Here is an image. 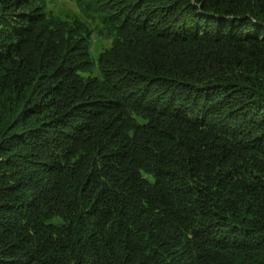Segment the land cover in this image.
<instances>
[{
	"label": "trees",
	"instance_id": "obj_1",
	"mask_svg": "<svg viewBox=\"0 0 264 264\" xmlns=\"http://www.w3.org/2000/svg\"><path fill=\"white\" fill-rule=\"evenodd\" d=\"M0 264H264V0H0Z\"/></svg>",
	"mask_w": 264,
	"mask_h": 264
}]
</instances>
